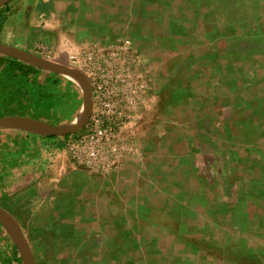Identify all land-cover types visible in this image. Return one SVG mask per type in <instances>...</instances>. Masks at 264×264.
<instances>
[{"label":"crops","instance_id":"0c3cea01","mask_svg":"<svg viewBox=\"0 0 264 264\" xmlns=\"http://www.w3.org/2000/svg\"><path fill=\"white\" fill-rule=\"evenodd\" d=\"M243 5L236 17L220 12L224 21L208 0L2 6L0 47L55 66L129 40L152 97L131 164L113 175L64 167L43 176L53 203L39 215L34 264H264V12ZM8 58L41 70L0 50ZM200 85L215 97H200Z\"/></svg>","mask_w":264,"mask_h":264},{"label":"built area","instance_id":"2783aa9c","mask_svg":"<svg viewBox=\"0 0 264 264\" xmlns=\"http://www.w3.org/2000/svg\"><path fill=\"white\" fill-rule=\"evenodd\" d=\"M69 66L87 77L92 109L86 125L64 139L57 154L68 156L73 168L113 175L139 157L134 134L152 101L148 77L129 40L73 54Z\"/></svg>","mask_w":264,"mask_h":264},{"label":"rangeland","instance_id":"374dc122","mask_svg":"<svg viewBox=\"0 0 264 264\" xmlns=\"http://www.w3.org/2000/svg\"><path fill=\"white\" fill-rule=\"evenodd\" d=\"M208 1L214 3L213 9L218 12L216 15L221 21L226 19L227 14L220 16V12L234 11L235 14L230 15L235 17L242 14L244 12L243 3L250 5V10L255 15H260L264 12V0ZM234 2L237 4L236 6ZM206 4H208L207 1L205 5ZM250 10L248 11L250 12ZM256 69H260V66L257 65ZM214 82L215 81H213L212 84ZM206 90L207 89H205L204 85H200V90H197L196 93H198L200 97H215L214 95L211 96L212 94L207 93ZM225 93L224 90H221L217 92V96ZM190 107L191 110L195 109L193 106ZM81 109L82 104L77 112L73 109H65L62 114V121L65 122L73 116L74 119L72 121H75L76 118H79ZM57 138L58 142L63 144L64 137ZM237 138V141H239V138L242 139V135H237ZM7 139L4 135L0 134V210L9 216L22 232L26 242L30 246V251L32 250L35 254L33 255L31 252L34 256L33 260H37L38 247L36 245L37 237H35V234L37 228L41 225L39 224L40 221H42L39 219V215L43 208H49L48 206H51V203H53L51 198L44 200L43 196L45 195V191L43 188V176H52L53 174H57L58 171H62L63 173L64 167H67L69 171L70 169L73 171L78 169L70 168L71 164L69 157L58 155L57 149L55 148L57 143L50 141L49 139L35 137L34 139L29 138L28 140H21L14 137L13 141L11 143L9 142V145L5 147L1 143H4ZM56 166L59 168L54 170L53 168ZM56 178L58 179V177ZM0 224L3 232L13 241L14 238L11 231L8 229V226L3 221H0ZM259 241L260 240H258V242ZM39 249H41V247H39ZM9 257L10 254L5 249V242H2L0 244V264H8L7 259Z\"/></svg>","mask_w":264,"mask_h":264},{"label":"trees","instance_id":"16d2710c","mask_svg":"<svg viewBox=\"0 0 264 264\" xmlns=\"http://www.w3.org/2000/svg\"><path fill=\"white\" fill-rule=\"evenodd\" d=\"M0 10H3V7ZM3 20L0 16V24ZM0 65V118L27 117L53 126L66 124L74 119L73 116L65 122L62 121L65 109L77 112L82 104L81 92L74 83L60 75L35 69L13 58L0 60ZM0 134L8 138L1 143L5 147L14 137L21 140L40 137L56 142V149L63 147L56 136L32 135L12 128L0 129ZM2 242H5V249L10 254L7 263L23 264L16 245L3 232L0 224V244Z\"/></svg>","mask_w":264,"mask_h":264},{"label":"water","instance_id":"95a60500","mask_svg":"<svg viewBox=\"0 0 264 264\" xmlns=\"http://www.w3.org/2000/svg\"><path fill=\"white\" fill-rule=\"evenodd\" d=\"M11 1H13V0H0V7L10 3ZM0 50L5 51L6 53H9L10 55H12L18 59L27 61V62L33 64L34 66H36L37 68L41 69L42 71L52 72V73L60 75L64 78H66L65 74L76 75L81 79V81L83 83V87H84V89L82 90L78 85H76L74 83L79 88V90L81 92L83 103H82V109L79 113V118L75 119L74 124L71 128L58 130L64 124L53 126V125H49L47 123L37 121V120H33L30 118L6 117V118H0V129L12 128V129L26 131V132H29L32 134L56 136V137H66V136H71V135L78 133L86 125V123L89 119L90 113H91V109H92V97H91V88H90L89 82H88L87 77L85 76V74L83 72H81L75 68H72L70 66H63V67L62 66L61 67L55 66L42 57H37V56L30 55V54H26V53L14 51V50H9V49H5V48H1V47H0ZM17 121H28L30 123H35V122L41 123L51 130H49V131H33V130L28 129V128L19 127L18 125L13 124L14 122H17ZM70 123H72V122H70ZM3 220L7 222V225L19 237V243H17V241L15 239L13 240V242L19 251V254L21 256L23 264H34L30 248H29L28 243L26 242L22 232L19 230V228L12 221L11 218L9 216H7L3 211L0 210V221H3Z\"/></svg>","mask_w":264,"mask_h":264},{"label":"bare ground","instance_id":"6f19581e","mask_svg":"<svg viewBox=\"0 0 264 264\" xmlns=\"http://www.w3.org/2000/svg\"><path fill=\"white\" fill-rule=\"evenodd\" d=\"M65 76L71 78L74 82H76V83L80 86V88H81L82 90L84 89V87H83V83H82L81 79H80L78 76L73 75V74H65ZM72 126H73V125H71L70 127H61V128H59L58 130L71 128ZM44 130L49 131V130H51V129L45 127ZM3 222L7 225V222H6V221L3 220ZM7 226H8V225H7ZM8 229L11 231V233H12L14 239L17 241V243H19V237L14 233V231H13L9 226H8Z\"/></svg>","mask_w":264,"mask_h":264}]
</instances>
